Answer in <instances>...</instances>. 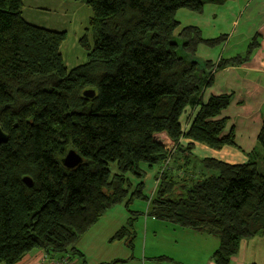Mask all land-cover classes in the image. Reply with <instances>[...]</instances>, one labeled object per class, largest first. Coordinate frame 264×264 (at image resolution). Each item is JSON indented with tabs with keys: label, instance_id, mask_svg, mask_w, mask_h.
Listing matches in <instances>:
<instances>
[{
	"label": "trees",
	"instance_id": "1",
	"mask_svg": "<svg viewBox=\"0 0 264 264\" xmlns=\"http://www.w3.org/2000/svg\"><path fill=\"white\" fill-rule=\"evenodd\" d=\"M227 1L85 0L99 37L80 39L86 61L68 70L66 32L27 23L24 0H0V264L34 251L84 264L77 242L121 204L130 218L110 242L133 251L137 201L146 217L216 239L213 264H230L241 241L264 236V122L243 164L193 153L241 152L222 116L233 94L202 97L215 72L250 59L258 37L243 54L200 61V46L226 37L205 39L192 26L177 32L174 17ZM69 150L81 158L73 169L61 164Z\"/></svg>",
	"mask_w": 264,
	"mask_h": 264
},
{
	"label": "crops",
	"instance_id": "2",
	"mask_svg": "<svg viewBox=\"0 0 264 264\" xmlns=\"http://www.w3.org/2000/svg\"><path fill=\"white\" fill-rule=\"evenodd\" d=\"M228 2H236L241 5L237 19L233 20L231 23V34L227 36L228 39H226L228 40L229 46L227 52L231 54L230 57L243 54L247 44L254 36L258 37V48L246 63L215 72L212 86L208 90L216 89L215 92L219 93L218 95L233 94L231 105H235L237 108L241 109L243 119L248 121L253 120L255 117L258 119V122H255V120L252 122L253 127L256 128L254 133L256 138L258 130L263 122L261 113L262 108H264V0H231ZM216 76L219 78V83L217 84L215 79ZM212 96H216V94ZM233 128L235 132V127ZM182 143H186V141H182ZM251 144L254 145L255 140L254 142L252 141ZM236 145L239 150H245L240 147L239 144ZM193 153L200 158H213L230 165L243 164L247 160L242 153L232 148H224L216 152L203 146H195ZM145 185L146 191L149 189L150 195L148 196H152L156 187L153 173L146 175ZM146 209L147 207L142 212L132 210L133 212L141 213L140 217L134 220L131 230V232L135 234L133 251L127 249L123 241L110 242L114 234L119 229L126 226V222L129 220L130 216L127 217L122 208H116L111 212H107L102 217L101 222L96 224L100 225L101 223V226L97 228H95L96 225L93 226L94 228L89 229L86 236L80 239L76 244V249L82 255L84 264H108L113 261H120L117 264H161L162 262H165V264H213L211 255L217 248L216 244L214 245L211 240L208 242V240H206L207 238H199H209L210 236L184 229L177 230L175 226H170L167 223L165 224V232H167L165 237V255L159 256L156 255V253H152L148 256L146 253V242L149 236L148 230L159 228V223L161 222L146 217V215H144ZM177 231L188 239V244L196 245L198 255L186 261L182 260V258L177 259L175 255L169 253V248L167 246L170 245V239L172 237L168 234L171 233V235H175ZM137 240L139 242L138 247L135 243ZM244 241L245 240L240 242L239 250ZM174 243H176L175 240ZM150 249L152 250L153 248L150 247ZM206 249L207 253L204 256L202 251ZM53 258L55 257L47 256L43 251H34L27 254L20 264H49V260ZM239 261L241 260H237V258L234 257L231 263L239 264Z\"/></svg>",
	"mask_w": 264,
	"mask_h": 264
},
{
	"label": "rangeland",
	"instance_id": "3",
	"mask_svg": "<svg viewBox=\"0 0 264 264\" xmlns=\"http://www.w3.org/2000/svg\"><path fill=\"white\" fill-rule=\"evenodd\" d=\"M224 5H206L200 14L187 10H178L174 17L180 25L177 32L184 27L192 26L197 27L201 31L202 37L205 39H215L220 36H225L226 39H228L227 36L231 34L232 30L231 23L233 20L237 19L241 5L236 2L231 3L228 1ZM21 15L22 18L31 25L50 31L66 32V40L60 48V53L64 65L68 70L82 65L86 61V55L79 45L80 39L85 37L88 40V43L92 45L94 40L99 37L98 29L92 28L89 23L91 13L85 6V0H24ZM177 32H175V34ZM218 44L217 46L211 48L200 46L197 51V59L200 61H209L214 64L217 62L219 57L224 59L230 57L231 54L227 52L229 50L228 40L221 41ZM215 79L216 84L219 83V78L217 76ZM215 91L216 89H207L203 93V100H207L210 95L212 96L216 94V96H218L219 93ZM222 114L223 117L225 116V118L228 119L226 131H228L231 127H235V143L245 149L241 150L240 153L249 154L250 152H253V150H257L256 144L252 145L251 142H254L255 140L254 133L256 129L253 127L252 122H254V120L255 122H258V119L256 117L250 121L243 119L241 109L237 108L235 105H230ZM261 115L264 122V108H262ZM257 163L259 171L264 173L263 164L261 162ZM146 194L150 195L149 189H147ZM116 208H122L127 217L129 216L123 204L117 205L107 212H111ZM145 208L146 204L140 201H137L130 206V209L133 211L142 212ZM101 220L102 218L97 223L99 224ZM159 224V228L148 230L149 236L146 242V253L148 256L152 253H156V255L159 256L165 255V237L167 235V232H165L166 223L161 222ZM98 226H101V223L100 225H96L95 228ZM176 229L181 230L178 227H176ZM175 233V235H171V233L168 234L172 237L170 239V245L167 246L169 248V253L175 255L177 259L182 258V260L186 261L198 255L196 245L190 243L188 244V239L185 238L184 235L178 233V231ZM86 234L81 237V239H83ZM199 238H207L206 240H208V242L211 240V242H213L214 245L216 244V247H218V241L214 238ZM174 240L176 243H174ZM135 243L138 247V240L135 241ZM150 247L153 249L151 250ZM202 253L205 256L207 249L203 250ZM236 258L237 260H241L239 261V264H264V236L244 241ZM161 264H165V262H162Z\"/></svg>",
	"mask_w": 264,
	"mask_h": 264
},
{
	"label": "water",
	"instance_id": "4",
	"mask_svg": "<svg viewBox=\"0 0 264 264\" xmlns=\"http://www.w3.org/2000/svg\"><path fill=\"white\" fill-rule=\"evenodd\" d=\"M94 93L92 91H85L83 92V97L87 99H91L93 97ZM7 137L6 135L1 131L0 129V145L6 143ZM81 163V158L72 150H69L66 155L63 157L61 160V164L64 168L66 169H73L76 166H78ZM23 182L27 185L30 186L31 183L27 178L23 179Z\"/></svg>",
	"mask_w": 264,
	"mask_h": 264
},
{
	"label": "built area",
	"instance_id": "5",
	"mask_svg": "<svg viewBox=\"0 0 264 264\" xmlns=\"http://www.w3.org/2000/svg\"><path fill=\"white\" fill-rule=\"evenodd\" d=\"M49 264H78L75 260H69L67 257L50 259Z\"/></svg>",
	"mask_w": 264,
	"mask_h": 264
}]
</instances>
